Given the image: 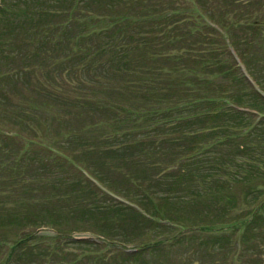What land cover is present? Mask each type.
Returning <instances> with one entry per match:
<instances>
[{"label":"rangeland","instance_id":"1","mask_svg":"<svg viewBox=\"0 0 264 264\" xmlns=\"http://www.w3.org/2000/svg\"><path fill=\"white\" fill-rule=\"evenodd\" d=\"M165 1L145 0L160 7ZM168 1L178 2L184 19L173 23L166 55L155 61L133 53L135 64L126 74L138 77L140 67L157 65L163 74L158 87L169 99L186 97L187 80L200 96L220 99L222 106L250 107L244 101L255 103L241 74L262 97L253 95L252 101L264 104V0ZM1 18L0 70L6 65L15 70L0 78V264H264L263 176L246 170L235 179L214 174L200 189L197 178L208 165L202 162L203 170L200 160H172L179 149L174 142L162 141L142 153L132 146L104 148V140L86 126L87 110L62 104L61 90L50 84L63 77L54 65L61 48L52 58H35L26 28L7 25L8 13ZM195 18L203 28L191 34L185 21ZM206 29L218 38L220 53L201 55ZM9 31L13 54L3 44ZM194 55L207 57L210 67H197L200 56ZM221 63L233 68L231 74L220 71ZM185 66L198 70L197 80L182 75ZM229 117L220 115L218 123L230 122ZM205 121L182 123L180 130L211 123ZM181 136L179 144L186 147L191 139ZM251 136L237 142L249 144ZM32 138L55 146L50 151L28 144ZM222 144L202 161L238 155L234 140ZM168 212L172 220H162Z\"/></svg>","mask_w":264,"mask_h":264},{"label":"trees","instance_id":"2","mask_svg":"<svg viewBox=\"0 0 264 264\" xmlns=\"http://www.w3.org/2000/svg\"><path fill=\"white\" fill-rule=\"evenodd\" d=\"M175 4L168 0L165 1L166 7L145 0H0V23L1 14L8 13L12 18L6 19L7 25L17 23L15 26L26 28L35 58L41 55L43 60L52 58L53 50L61 48L54 65H58L63 77L61 83L56 84L57 79H52L50 84L61 90L58 100L62 104L87 110L89 120L86 126L104 140V148L132 146L142 153L147 152V148H158L162 141L174 142L179 149L174 152L178 154L172 160L187 164L200 160L199 164L203 165L204 162L208 165V170L197 178L202 182L197 185L200 189L206 188V179H212L214 174H225L235 179L241 175V170H246L254 171L250 176L264 177V138L259 133L264 132V104L252 101L253 95L258 99L261 96L243 75L239 74L241 83L249 88L251 102L255 103L244 101L250 107L240 103L222 106L218 102L220 99L204 94L200 96L202 92L190 88L187 80L184 81L187 88H183L186 97H179L178 101L169 99L164 90L158 87L159 76L163 74L156 71L161 70L157 65L140 67L138 72L133 69L138 77L126 74L134 67L133 53L154 58L166 55L163 50L173 37V23L177 26L184 19L181 12L184 9ZM141 5L140 12L132 11ZM58 15V20L47 19ZM201 19L207 26L205 20ZM192 21L194 23L190 26ZM192 21L188 25L185 21V29L191 34L203 26L196 18ZM11 34L9 31L3 35V44L9 47V54L15 50L12 48ZM202 37L206 41L199 42L203 51L201 55L221 52V48H217L221 47L217 46L218 38L210 30H204ZM201 55H194L195 58L200 56L196 59V66L208 69L207 57ZM219 65L220 71L229 74L233 71L231 66ZM14 70L6 65L0 70V78L5 79ZM181 70L187 78L193 77L190 81L197 80L198 70L195 67L185 66ZM226 114L231 116V121L226 119L218 123V117ZM244 116L248 118L245 122ZM205 120L211 123L192 131L180 130L182 123L197 124ZM183 134L191 139L186 147L179 144ZM249 135L254 137L249 144L237 142V137L240 139ZM233 140L238 155H224L218 160L206 157L202 161L205 153L210 154L215 147ZM31 143L46 146L43 141L34 138L28 139V144ZM52 146L46 147L52 151ZM202 169L205 170V167ZM208 173L211 175L206 176ZM114 201L132 210L123 200ZM169 213L161 216V219L172 220L173 216Z\"/></svg>","mask_w":264,"mask_h":264}]
</instances>
